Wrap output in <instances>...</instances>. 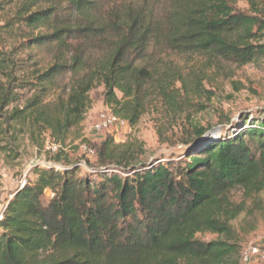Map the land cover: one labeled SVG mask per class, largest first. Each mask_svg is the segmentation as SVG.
Wrapping results in <instances>:
<instances>
[{"label":"trees","instance_id":"trees-1","mask_svg":"<svg viewBox=\"0 0 264 264\" xmlns=\"http://www.w3.org/2000/svg\"><path fill=\"white\" fill-rule=\"evenodd\" d=\"M244 1L249 12L230 0H0L6 154L24 138L63 145L98 83L104 104L130 126L152 96L183 107V93L202 90L203 72L162 68L166 56L235 66L264 59V0ZM36 50L50 55L46 67ZM246 121L223 138L195 128L190 139L200 140L176 160L109 138L87 174L79 162L61 163L59 148L62 170L34 167V183L7 201L0 264H238L231 222L244 201L264 195V116ZM236 189L240 204L228 197ZM206 233L217 238H197Z\"/></svg>","mask_w":264,"mask_h":264},{"label":"rangeland","instance_id":"rangeland-1","mask_svg":"<svg viewBox=\"0 0 264 264\" xmlns=\"http://www.w3.org/2000/svg\"><path fill=\"white\" fill-rule=\"evenodd\" d=\"M230 2L238 10H250L244 0ZM34 59L46 67L51 57L43 50H36ZM194 66L197 67L195 72H203L200 93H183L180 102L184 106L176 109L168 107L161 98L152 96L145 101V112L134 126L127 125L111 133H97L93 129L100 114L111 113V109L104 104L103 86L98 83L89 93L90 107L84 120L71 131L63 145L48 135L43 137L42 147L32 145L24 138L16 152L7 155V145L0 141V218L12 194L26 183H34V167L62 170L54 161L59 148L61 163L79 162L80 172L87 174L91 173L89 166L96 164L95 149L109 138L114 144H142L150 159L176 160L190 148V137H193L195 128L206 129L205 136L223 138L239 132L243 128V120H248L246 126L250 121L263 120L264 59L245 66H235L172 54L164 58L162 68L179 69L186 74ZM178 86L175 84V88ZM55 94L49 95L46 100H53ZM50 146H56L57 151L48 150ZM228 197L234 204L244 201L243 192L239 189L233 190ZM244 202V212L231 222L238 246V254L232 257V262L238 261V264H242V254L250 247H259L264 254V195L260 193ZM197 238L210 241L217 236L206 233L198 234ZM248 264H264V259L252 258Z\"/></svg>","mask_w":264,"mask_h":264},{"label":"built area","instance_id":"built-area-1","mask_svg":"<svg viewBox=\"0 0 264 264\" xmlns=\"http://www.w3.org/2000/svg\"><path fill=\"white\" fill-rule=\"evenodd\" d=\"M128 124L126 121L114 116L112 113H102L99 115L98 122L94 125L93 129L97 132L111 133L117 131L118 128L126 127ZM50 151H57L56 146H50ZM252 258L264 259L262 249L259 247H250L242 254V264H248Z\"/></svg>","mask_w":264,"mask_h":264},{"label":"water","instance_id":"water-1","mask_svg":"<svg viewBox=\"0 0 264 264\" xmlns=\"http://www.w3.org/2000/svg\"><path fill=\"white\" fill-rule=\"evenodd\" d=\"M200 139H196V140H193V142L191 143L190 147H193Z\"/></svg>","mask_w":264,"mask_h":264}]
</instances>
